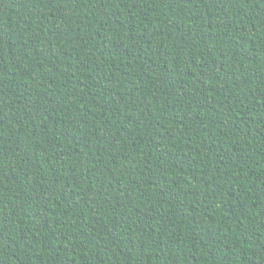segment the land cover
Wrapping results in <instances>:
<instances>
[{"label":"trees","instance_id":"16d2710c","mask_svg":"<svg viewBox=\"0 0 264 264\" xmlns=\"http://www.w3.org/2000/svg\"><path fill=\"white\" fill-rule=\"evenodd\" d=\"M0 264H264V0H0Z\"/></svg>","mask_w":264,"mask_h":264}]
</instances>
